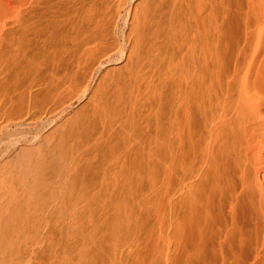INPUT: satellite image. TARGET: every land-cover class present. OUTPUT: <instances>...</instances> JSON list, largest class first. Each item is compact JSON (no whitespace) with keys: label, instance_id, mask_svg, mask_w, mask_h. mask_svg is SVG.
Listing matches in <instances>:
<instances>
[{"label":"rangeland","instance_id":"obj_1","mask_svg":"<svg viewBox=\"0 0 264 264\" xmlns=\"http://www.w3.org/2000/svg\"><path fill=\"white\" fill-rule=\"evenodd\" d=\"M58 1L53 65L13 77L0 67V264H106L110 253L154 245L183 197L187 161L170 97L184 91L195 0ZM242 27L229 33V70L251 54ZM67 150L79 155L76 178ZM110 219L123 223L113 235Z\"/></svg>","mask_w":264,"mask_h":264},{"label":"bare ground","instance_id":"obj_2","mask_svg":"<svg viewBox=\"0 0 264 264\" xmlns=\"http://www.w3.org/2000/svg\"><path fill=\"white\" fill-rule=\"evenodd\" d=\"M58 2L0 0V67L11 70V76L56 61L62 34ZM188 10L195 29L186 38L185 87L180 96L172 91L170 97L173 118H179L171 132L182 130L187 161L183 197L170 206L172 227L152 232L154 245L132 249L139 256L134 260L130 247L118 259L107 251L106 264H264V0H195ZM238 20L253 45L246 66L229 70L233 53L226 49ZM238 53L242 51L236 60ZM75 143L73 147L79 145ZM66 153L68 171L75 177L79 155ZM177 203L182 206L179 216ZM118 211L112 215L118 218ZM110 221L111 234L117 223L123 225Z\"/></svg>","mask_w":264,"mask_h":264}]
</instances>
